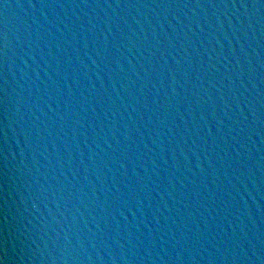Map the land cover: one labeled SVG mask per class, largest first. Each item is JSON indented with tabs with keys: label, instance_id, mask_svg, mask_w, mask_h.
I'll use <instances>...</instances> for the list:
<instances>
[{
	"label": "water",
	"instance_id": "1",
	"mask_svg": "<svg viewBox=\"0 0 264 264\" xmlns=\"http://www.w3.org/2000/svg\"><path fill=\"white\" fill-rule=\"evenodd\" d=\"M5 200L10 264H264V0H0Z\"/></svg>",
	"mask_w": 264,
	"mask_h": 264
},
{
	"label": "clouds",
	"instance_id": "2",
	"mask_svg": "<svg viewBox=\"0 0 264 264\" xmlns=\"http://www.w3.org/2000/svg\"><path fill=\"white\" fill-rule=\"evenodd\" d=\"M7 201L5 200V215L3 217V225L0 227V264H10L9 256V236H8V216L6 209ZM33 209H37L35 203L32 204ZM38 210V209H37Z\"/></svg>",
	"mask_w": 264,
	"mask_h": 264
}]
</instances>
